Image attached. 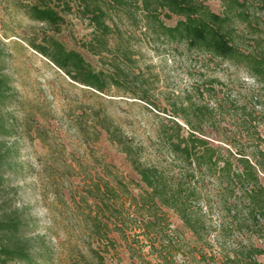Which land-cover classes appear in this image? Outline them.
I'll return each instance as SVG.
<instances>
[{"label":"rangeland","instance_id":"374dc122","mask_svg":"<svg viewBox=\"0 0 264 264\" xmlns=\"http://www.w3.org/2000/svg\"><path fill=\"white\" fill-rule=\"evenodd\" d=\"M28 2L0 0V76L10 87L1 108L9 134L0 135V160L5 161L0 218L15 214L28 220L22 239L34 241L35 253L45 244L51 257L44 264H100V255L105 264H153L148 247L140 243L143 237L136 238L139 229L133 221L139 218L125 193L114 206H123L122 220L129 225L121 230V219L110 217L104 221L109 243L100 242V175L114 187L120 181L133 195L139 192L130 183L137 175L106 130L120 142L140 145L144 158L154 159L160 126L174 119L187 133L176 114L189 106L205 108L212 116L202 124L203 137L233 154L241 148L254 161L256 150L264 152V87L242 68L183 45L153 41L144 24L124 18L100 53L88 19L75 8L62 13L64 21L54 31L29 18ZM207 5L221 12L219 0ZM176 21L164 19L169 26ZM49 37L79 53L96 71H121V83L101 94L75 82L34 50L33 45H43ZM259 181L264 187V172ZM243 207L236 219L214 199L202 240L164 210L179 241L176 264H224L223 257L241 245L264 248V217L259 213L255 228ZM234 219L251 228L240 231ZM258 260L264 263V255Z\"/></svg>","mask_w":264,"mask_h":264},{"label":"trees","instance_id":"16d2710c","mask_svg":"<svg viewBox=\"0 0 264 264\" xmlns=\"http://www.w3.org/2000/svg\"><path fill=\"white\" fill-rule=\"evenodd\" d=\"M208 1L29 0L26 5L32 21L52 27L54 31H58L64 21L62 13L75 8L88 19L100 53L107 49L109 38L119 33L117 23L124 18L129 23L144 24L153 41L183 45L188 51L242 68L264 87V0H219L220 13L213 12ZM173 17L177 18L173 26L164 23V19ZM33 48L75 82L101 94L122 81L121 71L115 69L113 74L96 71L79 53L67 50L55 38L49 37L43 45H33ZM89 49L93 50L92 47ZM9 93L6 78L0 76V135L9 134L1 115ZM132 96L144 99L138 93ZM261 111L264 127V105ZM176 116L182 118L188 132L185 133L182 125L174 119L162 124L157 132L154 159L144 158L140 145L120 142L110 130H106L112 140L116 139L120 152L137 175L138 180L130 183L139 192L133 195L120 181L115 182L114 187L103 175H100V186H96L100 192V242L109 243L105 240L108 224L104 221H110V217L121 219L120 229L129 225L122 220L123 206H114L120 193H125L129 207L139 218L133 221L139 229L136 238L143 237L140 243L148 247L149 256L155 259L153 264H176L174 258L179 253V241L174 239L164 210L173 213L197 240L204 239L208 233L206 218L214 199L221 204L224 213L236 219L241 212L244 213L243 204L255 228L259 213L264 217V187L259 181V173L264 172V152L256 150L253 161L245 157L241 148H235L233 154L228 149L212 145L203 137L202 124L212 116L205 108L189 106L182 108ZM252 120L251 117L249 123H253ZM4 165L5 161L0 160V184ZM231 199L239 201L232 203ZM233 223L240 231L243 227L251 228L239 220L234 219ZM28 226V220L20 215L0 218V264H44L50 259L43 242L35 253L34 246L30 245L34 241L22 239L21 232ZM263 255L264 248L241 245L233 254H226L223 263L264 264L258 260ZM97 260L105 264L101 255Z\"/></svg>","mask_w":264,"mask_h":264}]
</instances>
